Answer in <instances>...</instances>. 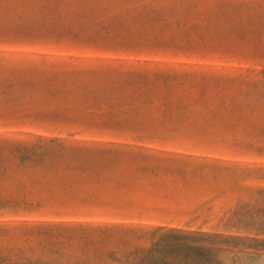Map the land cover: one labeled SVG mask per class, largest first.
Segmentation results:
<instances>
[{"label":"rangeland","instance_id":"obj_1","mask_svg":"<svg viewBox=\"0 0 264 264\" xmlns=\"http://www.w3.org/2000/svg\"><path fill=\"white\" fill-rule=\"evenodd\" d=\"M0 264H264V0H0Z\"/></svg>","mask_w":264,"mask_h":264}]
</instances>
